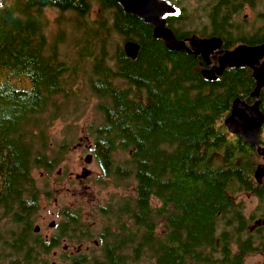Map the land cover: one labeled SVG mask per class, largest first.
<instances>
[{"label":"trees","instance_id":"obj_1","mask_svg":"<svg viewBox=\"0 0 264 264\" xmlns=\"http://www.w3.org/2000/svg\"><path fill=\"white\" fill-rule=\"evenodd\" d=\"M166 1L177 9L164 17L166 26L183 40L190 34L184 22L191 25L192 18ZM244 1L209 2V35L220 37L224 49L264 43V11L251 34L231 25ZM93 6L108 11L110 26L88 19ZM47 9L72 14L80 32L72 42L79 65L60 59L56 43L64 35L47 42ZM112 36L118 37L114 46ZM126 42L139 45L136 59L125 55ZM201 67H206L201 57L169 51L153 38L151 25L124 13L114 0H0V215L26 228L29 193V245L45 250L59 239L45 244L32 234L41 200L54 196L34 173L50 175L59 167L77 128L73 86L83 91L87 83V95L98 99L99 122L87 134L97 179L115 186L132 180L133 193L112 206L116 213H92L90 221L81 218L80 208L63 209L56 229L68 240L93 232L78 225L104 220L99 233L104 258L68 264H237L238 257H230L244 255L250 241L239 242L246 220L235 199L241 192H257L252 171L258 156L224 122L236 99L254 102L255 82L247 68H227L207 81ZM23 80L29 82L26 89ZM259 102L264 113V88ZM58 121L66 127L57 145L51 128ZM110 224L118 227H105Z\"/></svg>","mask_w":264,"mask_h":264},{"label":"rangeland","instance_id":"obj_2","mask_svg":"<svg viewBox=\"0 0 264 264\" xmlns=\"http://www.w3.org/2000/svg\"><path fill=\"white\" fill-rule=\"evenodd\" d=\"M174 4H176L180 9H184L183 14L186 16H190L192 18L191 25L188 22H184V26L188 27L190 31H197L207 24L206 16L207 11L203 9V4L208 0H171ZM182 7H180V6ZM260 11H264L263 0L260 5L257 3V7L254 9L245 8L242 11L241 19H249L252 20L256 14ZM46 17L48 19V27L45 30V36L48 43H51L55 38H62L64 35V40L59 39L56 43L57 51L59 53L61 60H67V63L70 65H79V60L77 59V52L74 48L73 41L76 38H79L80 32L75 30V24L72 23L71 19L72 14L70 12H62L56 9H47L45 11ZM245 16V17H244ZM88 19L93 21L98 19L99 22H103L105 26L111 25V16L108 11H103L99 9L97 6H93L88 15ZM83 26L88 27V22H84ZM258 27V23H257ZM79 32V33H78ZM118 40V37H111L110 43H114L115 45ZM106 51L108 52V56H112V47L109 48V45L106 44ZM106 52V53H107ZM214 57V56H213ZM212 57V58H213ZM217 59V56L215 57ZM90 68V65H88ZM212 67V66H211ZM88 69L81 70V74L79 75V82L81 77L87 74ZM84 83H85V79ZM22 88H28L29 82L28 80H23V83L20 85ZM75 96L73 100H71L74 108L76 109V114L79 115L78 119L73 120L72 122L77 127L76 130L71 131L72 139L69 137L68 142L69 146L67 147L64 156L57 167L50 175L40 174V172H35L34 177L39 180L38 177H43L49 184L50 190L54 191V196L50 200H41L40 208L41 210L38 213V218L36 220L35 225H38L41 231V235L43 236L46 233H50V229L48 224L51 221L58 223L60 220L59 212L63 210L65 207L73 210V207L80 208L81 213H84L85 205L83 203H79L76 200V196L83 194L91 195L92 197L95 195L98 200H101V203L104 201V205H108L112 203L114 200H120L121 197H126L133 193V181L128 180L127 182L120 183V186H115L113 182L110 180H101L97 179L99 176V169L97 167L94 159L91 161L89 165L84 163V159L89 152L87 150V145L89 142L92 144V140L87 136L88 131L90 130V126H97L98 124V115L95 112V104L98 99L93 96L87 95L90 91L88 88V84L85 83V87L83 91H77V84L74 86ZM75 100L80 101L78 104ZM78 104V105H77ZM95 121V122H94ZM71 122V123H72ZM66 127V123L56 122L55 125L51 128V135L54 137L57 145L60 144L64 137L62 136L63 130ZM71 139V140H70ZM263 161L258 157L255 160V164H261ZM82 167L91 171V175L84 181L78 182L75 180V175L80 174ZM60 171V174H58ZM63 173V176H62ZM57 174V175H56ZM58 176H62L61 178H57ZM128 185L127 191H121L123 186ZM249 192H241L239 196L236 197V202L241 204L242 213L246 220V228L250 232H254V229L258 227L256 222L259 221V226L264 224V197L260 199H256L255 197L250 195ZM261 200V201H259ZM94 212H89V221L91 220V214ZM93 225H101L104 226V220L102 218H97L95 221L91 222ZM5 230V227H3ZM100 228H95L94 231L98 234ZM55 234V230H54ZM3 236H5V231L3 232ZM96 238L93 237V239ZM91 246V244H90ZM259 253L250 254L246 257L243 264H264V256L259 257ZM58 264L59 259L51 258L48 264L53 263Z\"/></svg>","mask_w":264,"mask_h":264},{"label":"flooded vegetation","instance_id":"obj_3","mask_svg":"<svg viewBox=\"0 0 264 264\" xmlns=\"http://www.w3.org/2000/svg\"><path fill=\"white\" fill-rule=\"evenodd\" d=\"M209 2L210 0H208L206 3L203 4V9L206 10L207 13H208V8H209ZM257 3H258L257 0H245L242 3L243 10L245 8H249L252 10L255 7H257ZM241 15H242V12L236 18H234L233 16L235 20L234 22H231L232 27L235 28L237 31H241V33L248 32L251 34L257 28V23H258L257 15L258 14H256V16L252 20H249L248 18L241 19ZM206 20H207L206 25H204L199 30L195 31V33L193 32L194 30L193 31L189 30L188 31L190 33L189 36L185 37L183 40H187L192 37H197L198 39H205V40L212 39L215 37H216L215 39H219L220 37L218 36L209 35L210 25H209L207 16H206ZM219 40L221 41V48L223 51H231L239 47H256V46H260L264 44L262 43V44L249 45L246 43H235L231 48L224 49L222 39L220 38ZM198 56L201 57L200 55ZM216 56L218 57L217 54H214L211 56V66H217V59L215 58ZM260 63H264V57L262 58ZM211 66H206L204 68L201 67L200 69L203 71L205 70V68L209 69ZM244 68H247V67H244ZM251 75H252V71H251ZM253 80L256 86V81L254 78ZM259 96H260V93H259ZM236 100H240L246 103L244 100H241V99H236ZM255 100L256 99L254 98V102ZM258 102H259V98H258ZM253 103L251 104L246 103V104L252 105ZM259 110L261 111L260 106H259ZM234 136H238V135H234ZM238 137L242 139L240 136ZM261 137H264V124L262 125L260 132H259V142H260ZM86 147L89 152V155L92 156V160H93L94 158L92 154V149H93L92 144L89 142V144ZM251 147H254V146H251ZM257 156L263 161V163L256 165L255 162H253L252 172H253V176H254V179H255V182L258 188L256 189L257 192H254L255 194L251 193L250 195L255 197L256 199H260L261 197H264V176L258 181L255 177V172L258 166L260 165L264 166V159H262L258 154ZM83 168L85 167H82V169ZM58 174H60V171H58ZM80 174L75 175V180L78 182H84L88 177L86 179H81ZM76 200L79 203H83L85 205L84 213H81L80 215H81V218L86 221H89V212L91 211L94 212V214L96 215H101L102 213H107V212L111 214L116 213V211H113L112 206L118 200H114L112 201V203L108 205L107 204L104 205L105 202L103 201L101 203V200H98L95 195L92 197L91 195H88V194L84 195V193L76 196ZM27 203H28L27 205L28 221H27L26 228L24 225H16L15 223H11L8 218L2 217L0 215V264H30L29 263L30 254L34 255L30 257L31 263H34V264H48L51 258L56 259V260L59 259L58 264H68L69 262L73 260L79 261V262H95V261L97 262L104 258L102 256L104 244L102 242V239H100L99 237L100 236L99 233H101L100 230L103 228V226L101 225L98 226L95 224L94 225L93 224L78 225V228L80 229H93V232L92 233H81L80 232L76 236H74L76 239H71V240L66 239L63 236L64 234H58L57 229H56V224L58 223H55L54 221L50 222V223H53V226H51L50 223L48 224L50 233H46L43 236L41 235L39 226L34 225L32 227V234L39 236V240H36V241H40V243L43 242L45 244H48L51 241V239L55 236H59V239L55 241L51 246H47L45 250H42L40 247L37 248V247L30 246L29 244L31 243V241H29V193L27 196ZM60 213H65V212L63 210H60L59 215ZM61 218L62 217L60 216L59 221H61ZM256 225H258V227L254 229V232H250L247 228H245L244 232L242 233V240L239 241L242 243L243 241H246L247 238H249L250 248L244 249L245 250L244 255L230 257V260H234L236 257H238L237 264H243L246 257H248L250 254L259 253L260 254L259 257L264 256V224L259 226V221H258L256 222ZM3 227H5V230L3 229ZM35 227H38V231H35ZM94 227L100 228L98 231L99 232L98 234L95 233ZM105 227L115 230L118 226L114 224H110ZM54 230H55V234H54ZM4 231H5V236H3ZM95 235H96V238L93 239ZM245 246H248V245H245ZM29 248H30V251H29ZM51 264H54V262Z\"/></svg>","mask_w":264,"mask_h":264},{"label":"water","instance_id":"obj_4","mask_svg":"<svg viewBox=\"0 0 264 264\" xmlns=\"http://www.w3.org/2000/svg\"><path fill=\"white\" fill-rule=\"evenodd\" d=\"M124 13L132 15L145 24L152 26V36L161 40L169 51H184L187 54L202 57L207 66L211 64V54L217 57V66L202 71L203 77L207 81H214L221 76L227 68L247 67L252 71V77L256 81V86L251 94L256 100L252 105H248L240 100H235L232 104L230 115L224 124L230 134L238 135L242 140L256 147L257 154L264 159V147L259 142V132L264 124V115L259 110V93L264 88V63H260L264 57V44L256 47H239L231 51H223L219 39H198L192 37L187 40H178L173 32L166 26L165 16L174 15L176 9L166 0H114ZM189 44V45H188ZM125 55L131 59H136L139 52V45L135 42L123 44ZM92 156L87 155L84 163L89 165ZM91 171L83 168L80 174L81 179H86ZM264 176V166L257 167L255 177L259 181ZM53 226V223H50ZM38 231V227H35Z\"/></svg>","mask_w":264,"mask_h":264},{"label":"bare ground","instance_id":"obj_5","mask_svg":"<svg viewBox=\"0 0 264 264\" xmlns=\"http://www.w3.org/2000/svg\"><path fill=\"white\" fill-rule=\"evenodd\" d=\"M216 38V37H215ZM208 39V38H207ZM220 39V38H219ZM215 53H213V54H211V55H214ZM207 66V65H206ZM210 66H211V64H210Z\"/></svg>","mask_w":264,"mask_h":264}]
</instances>
